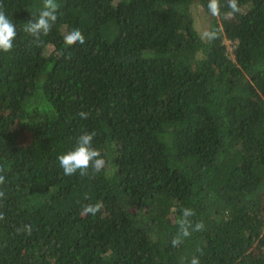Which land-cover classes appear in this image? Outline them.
<instances>
[{
  "label": "trees",
  "instance_id": "trees-1",
  "mask_svg": "<svg viewBox=\"0 0 264 264\" xmlns=\"http://www.w3.org/2000/svg\"><path fill=\"white\" fill-rule=\"evenodd\" d=\"M0 2L17 30L0 52V264H264V0L234 16L227 0L219 16L57 0L36 43L23 28L43 0ZM73 29L84 45L65 44ZM85 132L103 166L66 176L57 158ZM185 208L205 227L173 247Z\"/></svg>",
  "mask_w": 264,
  "mask_h": 264
},
{
  "label": "clouds",
  "instance_id": "clouds-1",
  "mask_svg": "<svg viewBox=\"0 0 264 264\" xmlns=\"http://www.w3.org/2000/svg\"><path fill=\"white\" fill-rule=\"evenodd\" d=\"M227 7L230 12L224 13L225 16H234L240 11L238 6V0H227ZM60 5L57 0H43V8L39 12L38 18L32 19L27 22L23 28V31L34 38V43L40 40L41 36L48 35L53 24L57 20V13ZM208 10L212 16L221 15L220 0H209ZM209 40L217 38L215 31L205 32ZM17 37V30L15 24L6 16L3 10V4L0 2V52L8 54L11 53L14 47V41ZM64 42L67 46L71 47L76 44L84 45L86 38L79 29H73L64 36ZM81 119H87L88 112L81 111L79 114ZM94 132H85L80 135L76 140V146L74 149L68 151L65 154L58 156L59 167L62 168L64 175L73 176L77 173L81 176L87 175L89 169L94 172L99 171L103 166V160L100 159V153L92 146L94 139ZM5 169L0 167V173H3ZM5 175L0 174V185L5 184ZM5 192L0 190V199L4 198ZM101 211V205L87 204L82 209V214L95 215ZM195 215L194 211L190 208H185L182 211L181 217L178 219V235L175 236L171 243L173 247H179L183 243V238L190 237L194 231H203V222H198L194 226L189 217ZM4 214L0 213V220H3ZM22 230H30L29 225H25ZM199 251V250H198ZM181 264H185V258H181ZM190 264H199V258L193 256Z\"/></svg>",
  "mask_w": 264,
  "mask_h": 264
},
{
  "label": "rangeland",
  "instance_id": "rangeland-1",
  "mask_svg": "<svg viewBox=\"0 0 264 264\" xmlns=\"http://www.w3.org/2000/svg\"><path fill=\"white\" fill-rule=\"evenodd\" d=\"M198 10L200 11V8H198ZM204 28H206V27L204 26Z\"/></svg>",
  "mask_w": 264,
  "mask_h": 264
}]
</instances>
